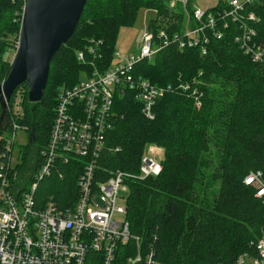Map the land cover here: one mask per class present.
Returning a JSON list of instances; mask_svg holds the SVG:
<instances>
[{
  "label": "trees",
  "instance_id": "obj_1",
  "mask_svg": "<svg viewBox=\"0 0 264 264\" xmlns=\"http://www.w3.org/2000/svg\"><path fill=\"white\" fill-rule=\"evenodd\" d=\"M25 4L0 0V85L11 70L3 57V48L11 42L7 34L14 31L18 44ZM143 7L158 10L171 29H182L183 8L172 7L169 0H87L72 37L51 60L41 100L29 101L27 82L17 87L8 106L12 109L17 91L24 90V114H15V119L29 126L34 140L22 147L23 166L34 169L33 157L49 140L61 84L78 83L93 69L92 63L100 70L109 67L120 29L133 26ZM225 7L226 0H220L212 9ZM10 10L18 12L19 20L4 27L2 17ZM249 11L259 18L254 40L264 46V0L247 4ZM158 21L151 19L153 30ZM224 31L221 39L211 36L206 54L200 47L180 50L173 44L136 65L135 73L154 84L173 85L157 100L154 119L144 115L142 104L130 93L115 97L114 126L107 132L97 179L114 169L137 176L147 146L163 150L158 176H137L127 183L131 232L141 237L144 254L155 251L157 264H237L241 255H258L255 244L264 232V203L245 178L254 170L264 172V60L244 53L235 40L240 32L236 24ZM92 39L101 40V57L88 55L84 63L77 51L87 50ZM180 82L199 89L201 106L189 90L178 88ZM37 168L35 164L33 171ZM61 169L63 177L53 173L41 181L40 203L53 196L61 207L74 205L83 165L75 160ZM134 244L121 251L133 254ZM128 254L121 253L115 264H127Z\"/></svg>",
  "mask_w": 264,
  "mask_h": 264
},
{
  "label": "built area",
  "instance_id": "obj_2",
  "mask_svg": "<svg viewBox=\"0 0 264 264\" xmlns=\"http://www.w3.org/2000/svg\"><path fill=\"white\" fill-rule=\"evenodd\" d=\"M169 1L172 7L183 8L181 30L171 29L163 22L168 19L153 9L159 27L153 30L151 20H147L138 51L122 54L115 48L109 67L100 70L92 63L94 67L85 72L86 78L60 89L49 140L31 161L34 169L38 164L35 172L23 170L22 147L29 140L18 136L20 123L15 114L21 112L8 106L9 115L0 129V264H115L121 253H129L127 264H157L155 251L149 249L144 254L141 237L131 232L126 217L127 196L120 192L129 191V179L158 176L163 169V150L156 145L147 146L137 176L114 169L108 171L105 179H97L107 132L114 126L115 97L130 93L142 104L144 115L154 119L157 100L174 88L171 84L156 85L136 74V65L153 60L160 50L173 44L180 50L200 47L206 54L211 36L223 38L224 30L232 23L240 31L235 40L244 53L255 61L264 60V46L254 40V25L259 18L255 12H247V4L256 0H226L227 7L207 11L189 5L190 0ZM91 42L87 50L77 51L78 59L84 63L88 55L92 59L101 57V40ZM178 88L189 90L201 106L202 93L196 86L192 89L189 83L180 82ZM75 160L83 165V171L74 205L61 207L53 196L40 203L37 190L41 181L53 173L63 177L61 167ZM245 182L256 189L264 203V172L251 171ZM120 200H126V204ZM116 214L125 218L118 220ZM131 241L135 242L133 254L129 249L121 251ZM255 247L257 256L241 255L237 264H264V232Z\"/></svg>",
  "mask_w": 264,
  "mask_h": 264
},
{
  "label": "water",
  "instance_id": "obj_3",
  "mask_svg": "<svg viewBox=\"0 0 264 264\" xmlns=\"http://www.w3.org/2000/svg\"><path fill=\"white\" fill-rule=\"evenodd\" d=\"M86 2L26 0L17 51L11 70L0 85V128H3L9 115V101L23 82L28 84L29 101L41 100L48 82L51 60L62 44L72 37Z\"/></svg>",
  "mask_w": 264,
  "mask_h": 264
},
{
  "label": "rangeland",
  "instance_id": "obj_4",
  "mask_svg": "<svg viewBox=\"0 0 264 264\" xmlns=\"http://www.w3.org/2000/svg\"><path fill=\"white\" fill-rule=\"evenodd\" d=\"M244 1V0H243ZM220 0H190V4L191 5H196L198 7H200L201 9H203L204 11L210 10L212 8H214L215 6H217L219 4ZM15 11H8L6 13V15H4L2 17L1 20V25L5 27V25H7L8 22L13 21L15 19V21L19 20V18L17 17L18 12L14 13ZM16 15V16H15ZM156 16V13L153 9L150 8H146L143 7L140 9L139 13H138V17L137 20L135 22V24L133 26H123L120 29L119 35H118V39H117V45H116V49L118 52L122 53V54H130L133 52L138 51L141 46H142V34H143V29L146 25L147 20L150 21L151 19H154ZM12 32V33H10ZM7 37V39H10V43L9 45H6L3 48V57L4 60L7 61L9 64L12 65V62L14 60L16 51H17V47L16 45H18L15 41V32L14 31H10ZM11 35V36H10ZM6 38V37H4ZM19 39V38H18ZM17 39V40H18ZM82 79L86 78V74H82ZM61 88L66 86L61 84ZM24 90H19L17 91L16 95H15V101H14V109L13 110H18L24 114L23 112V102L25 100V94H24ZM10 109V108H9ZM22 115V114H21ZM23 116V115H22ZM19 132H18V136L20 138V140L26 141L29 140L31 141V139H33L32 134L29 131V126L27 124H21L20 123V127H19ZM27 167H25L23 170L27 171ZM27 182L30 183V180L27 179ZM121 194L128 196L129 191H122L120 192ZM121 204H126V200H120ZM115 217L118 220H123L125 218V215L123 214H116Z\"/></svg>",
  "mask_w": 264,
  "mask_h": 264
}]
</instances>
